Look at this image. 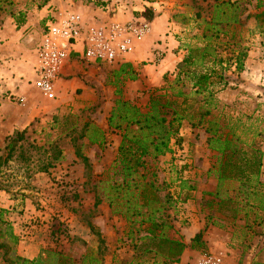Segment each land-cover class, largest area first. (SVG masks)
Instances as JSON below:
<instances>
[{"label": "rangeland", "instance_id": "rangeland-1", "mask_svg": "<svg viewBox=\"0 0 264 264\" xmlns=\"http://www.w3.org/2000/svg\"><path fill=\"white\" fill-rule=\"evenodd\" d=\"M55 1L54 4L53 0H0V18L11 19L19 24L25 20L28 10L37 12L47 7L46 14L50 12L51 18L64 12L81 15L77 8L80 5H97V0ZM119 1H103L99 8L105 18H99L100 21L109 20L108 15L113 14L112 9H116ZM149 1L156 3L159 14L170 11L169 15L166 14L167 18L170 23H176L177 28L173 31V25L172 28L167 26L165 36L170 33L176 36L179 49L176 56L179 61L171 70L161 66L165 57L163 40L155 39L154 47H149L151 57L144 50L143 61L133 69L137 74L143 71L146 77L157 84H145L132 100L124 96V82L127 80L114 84V72L122 64H131L129 56L123 63L113 64H95L71 58L59 76L54 100L45 99L30 86L31 81L28 80L30 87L23 96V102L19 101L20 96L9 94L8 90L0 92L8 104L7 112L20 115L25 106L34 112L26 128L16 130L25 132L24 139L9 157L5 150L7 136L3 142L0 137L1 227L8 224L10 230L17 233L18 240L13 250L27 259L41 256L46 264H58L61 259L64 264H82L83 256L87 252H96L99 247L104 264H114L115 261L116 264L128 263L133 251L125 235L126 222L111 214L99 190V182L111 176L110 168L120 143V133L108 128L107 119L115 100L119 98L144 110L149 95L155 89L159 90L158 94L169 97L184 84L185 93L193 92L189 78L184 74L178 77V73L189 50L199 49L195 52V61L185 70L191 73L214 68L219 75L212 78V83L197 98L198 101L190 94L185 105L179 106V113L185 116L178 129L179 141L172 139L170 152L156 160H148L147 166L156 174L160 195L169 194L174 201L166 214L175 219L172 223L176 237H181L189 248L190 240L197 234L192 224L203 231L201 239L205 247L191 249L194 255L188 264L209 254L220 256L222 264L225 259L233 264H264V223L252 226L254 215L250 214L247 223L250 228L244 227V221H233L229 212H216L215 205L212 210L206 208L208 196L205 193L213 191L210 186L215 179L213 174L200 172L203 160L207 159L210 167L215 161L216 154L208 149L206 143V120H211L219 125L218 131L223 136L239 135L246 129L249 136H256L255 140L263 152L260 181L264 183V33L261 32L264 22L257 23L254 17L262 9H255L257 0ZM223 1L239 4L237 12L240 24H231L225 32L217 33L216 28L224 26L217 21L214 27L211 21L213 5ZM59 4L67 8L59 9ZM84 15L87 18V13ZM258 25L262 27L258 28ZM38 43L34 46V56ZM205 47L211 55L208 54L201 61ZM155 50H162L160 61L155 59ZM238 54H242L240 71L236 70L235 57ZM218 60H221V64L216 63ZM222 74L225 79L219 78ZM179 78L181 82L175 84ZM116 90H121V94L116 95ZM181 99L176 100L180 103ZM206 99L208 104H205V108H209L211 114L200 122V112L203 113V110L199 108ZM241 124L245 127L242 128ZM5 127V132L11 131V127ZM93 128L103 132V143L89 142L88 135ZM202 131L206 136L205 148L213 155L202 150L204 145L199 142ZM180 132L183 136H180ZM195 148L198 151L196 153ZM76 149L87 159V166L82 158L76 156ZM48 164L51 167H47ZM46 167L47 171H42ZM198 179H206L201 195H198L197 190L194 193L190 190L188 199L181 202L177 196L180 183L186 182L192 186L189 184L192 182L196 186V181L199 184ZM96 196L102 198V202L94 206ZM189 214L195 215L194 222L190 220ZM209 215L213 218L208 220ZM243 216L241 213L237 218ZM214 217L222 220L212 225ZM100 240H103V244H100ZM1 258L0 264H3Z\"/></svg>", "mask_w": 264, "mask_h": 264}, {"label": "trees", "instance_id": "trees-1", "mask_svg": "<svg viewBox=\"0 0 264 264\" xmlns=\"http://www.w3.org/2000/svg\"><path fill=\"white\" fill-rule=\"evenodd\" d=\"M238 6L237 2L231 3L230 1L213 5L211 21L214 23V27H216L217 21L224 26L216 28L217 33L225 32V29L231 24H240ZM263 8L264 0H257L255 9H262L254 16L257 23L264 22ZM143 16L150 20L152 18L151 11L146 9ZM260 27L262 26L258 25V28ZM261 32L264 33V30ZM197 50L199 51V49L189 50L178 73V77L184 74L189 78L193 92L185 93L183 91L184 84L169 97H166V94H158L159 90L155 89L149 95L144 110L130 101L119 98L115 100L109 113L108 128L120 133V143L110 168L111 176L105 181H100V188H98L102 193L101 197L107 202L111 214L123 218L126 222L125 235L132 247L133 255L131 260L125 264L178 263L180 256L188 247L181 237H176L172 223L175 219H171L166 214V210L172 207L174 201L169 194L160 195L161 189L156 186V174L147 166V161L156 160L170 152V141L172 139H175L176 142L179 141L177 134L180 121L185 118L179 113V106L185 105L190 94L195 97V101H198L197 98L212 83V78L219 75L214 68L191 73L185 70L195 61ZM208 54L210 53L205 47L201 53V61ZM241 57L242 54L235 57L237 71L242 69ZM216 63L221 64V60ZM114 75L115 85L117 82L123 83L125 80L134 81L137 79V72L128 63L120 65ZM221 77L225 79L223 74L219 76L220 79ZM178 81L181 82L180 78L174 83L177 84ZM119 94H121V90H116V95ZM173 97L174 99H171ZM177 98H182L180 103L177 102ZM205 104H208L207 99L199 108L203 110V113L200 112V122L205 116L211 114L209 108H205ZM206 123L207 147L216 154L215 161L208 171V174H213L216 183L213 191L205 193L208 196L205 202L206 208L212 210L215 205L216 212H229L233 221L243 220L244 227L249 228L248 218L250 214H253L251 225H262L264 223V183L260 181V176L263 152L255 140L256 136L254 134L249 136L248 129L242 130L239 135L228 136L226 134L223 136L222 133H219V125L216 122L206 120ZM241 125L242 128L245 127L243 124ZM24 133V131H14L7 137L5 150L8 157L17 148L18 143L23 141ZM103 137L102 131L93 128L88 135V140L91 144H101ZM76 156L82 158L87 166V159L80 154L79 149H76ZM47 167H51V164H48ZM47 167L42 171L46 172ZM192 189L193 187L188 186L186 182L180 183L177 196L181 202L188 199V192ZM102 198L96 196L94 206L99 205ZM241 213L244 216L237 218ZM211 218L213 217L209 215L208 220ZM217 220L221 221L222 219L214 217L211 224L216 225ZM202 234L203 231H200L190 240V249H204ZM0 239L3 240L0 242V256L3 264H46L41 256L27 259L16 255L13 246L18 238L10 230L8 224L2 228L1 221ZM100 244H103V240H100ZM102 255L103 253L98 247L96 252H87L83 256L82 264H104ZM151 259H153L152 263ZM58 264H64L63 260L61 259Z\"/></svg>", "mask_w": 264, "mask_h": 264}, {"label": "crops", "instance_id": "crops-1", "mask_svg": "<svg viewBox=\"0 0 264 264\" xmlns=\"http://www.w3.org/2000/svg\"><path fill=\"white\" fill-rule=\"evenodd\" d=\"M92 1V0H91ZM103 1L105 0H97L96 4L80 5L79 12L81 11V16L85 19L87 24L92 23H100L99 18H105L104 14L101 13V9L99 6H102ZM55 4L56 1L53 0ZM59 9H66L67 6L63 4H59ZM47 8V7H46ZM46 8L40 9V11L34 12L35 10H28L26 13V18L24 21H21L19 24L16 21L11 19H3L0 22V92L3 90L10 91L9 94H14L16 96H20L23 98L29 90L30 86H33V70L36 63V58L33 54L34 46L39 41L42 30L46 22L50 19V12L46 14ZM151 11L153 17L149 20L151 23V31L150 33L136 44V48L133 54L129 56L131 58V66L132 68L138 67V64L144 59V50L148 52V56L151 57V50H149L150 45L154 47L153 41L155 39H161L162 47L165 51L164 60L161 62V66H166V70L174 69L178 64V57L176 54L178 53V41L175 35L171 33L168 36H165V32L167 30V26L173 25V31H175L176 23L169 21L170 11H163V13L159 14L158 7L155 2L149 0H120L117 4L116 9L113 10L112 15H108L109 20L126 22L133 18H141L143 16V12L145 10ZM85 13H87V18H85ZM80 14V13H79ZM95 15V16H94ZM43 17V20L41 21ZM98 17L97 19H95ZM146 52V53H147ZM165 70V71H166ZM30 79V80H29ZM31 81L29 86L28 82ZM145 84L148 85H156L154 80L145 76V73L141 71L137 74V79L134 81L127 80L124 82V96L125 99H131L134 94L141 89ZM34 88V86H33ZM0 96V136L2 142L5 140V137L10 136L14 131L18 129H24L32 120V112L28 110V107L25 106L23 114L9 113L6 111L8 108V104L5 100ZM21 113V112H20ZM6 125L11 127L10 132L6 131ZM185 126V122L183 124ZM186 128V127H185ZM200 140L199 142L204 145V149H202L206 154L213 155V153L209 152L205 148L206 136L204 132H200ZM180 136H183L180 132ZM194 139V138H193ZM198 152L195 148V153ZM199 155V153H197ZM210 169L209 162L207 159L203 160L201 163L200 172L208 173ZM207 176V175H206ZM207 178V177H206ZM199 184L196 181L195 184L189 183L192 185V192L197 190L198 195H201V191L206 186V179H198ZM215 181L213 180L212 186H210L211 190L215 188ZM193 200L194 198L191 197ZM200 199V198H199ZM193 202V201H192ZM190 220L195 221V215L189 214ZM201 225V224H200ZM192 229L196 230V233L200 232V227L194 226L192 224ZM15 236L16 232L13 233ZM19 242V241H18ZM16 255L20 256L17 252ZM193 252L190 248H186L182 255L180 256V260L178 263L174 264H188L191 262V257L193 256ZM28 258V257H27ZM264 259V258H263ZM263 263V262H262ZM223 264H233L228 259L224 260ZM236 264V263H235Z\"/></svg>", "mask_w": 264, "mask_h": 264}, {"label": "built area", "instance_id": "built-area-1", "mask_svg": "<svg viewBox=\"0 0 264 264\" xmlns=\"http://www.w3.org/2000/svg\"><path fill=\"white\" fill-rule=\"evenodd\" d=\"M150 31L151 23L144 17L87 24L79 13H58L46 22L35 48L33 86L45 99L54 100L59 76L71 58L95 64L123 63ZM155 51L160 61L162 50ZM193 264H222V258L203 255Z\"/></svg>", "mask_w": 264, "mask_h": 264}]
</instances>
